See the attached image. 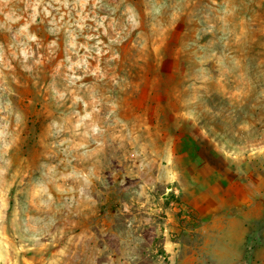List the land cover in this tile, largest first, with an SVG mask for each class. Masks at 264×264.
Masks as SVG:
<instances>
[{
  "label": "rangeland",
  "instance_id": "1",
  "mask_svg": "<svg viewBox=\"0 0 264 264\" xmlns=\"http://www.w3.org/2000/svg\"><path fill=\"white\" fill-rule=\"evenodd\" d=\"M235 263L264 264V0H0V264Z\"/></svg>",
  "mask_w": 264,
  "mask_h": 264
},
{
  "label": "crops",
  "instance_id": "2",
  "mask_svg": "<svg viewBox=\"0 0 264 264\" xmlns=\"http://www.w3.org/2000/svg\"><path fill=\"white\" fill-rule=\"evenodd\" d=\"M245 180H246V182H245ZM245 180H244L245 184L248 185L250 183V181L248 180V178H246ZM236 222H237V220H236ZM226 227L228 228L227 231H229V232H232L230 229H238L236 226H234L232 224L230 226H226ZM238 252L239 251H237V250H235V249H233L231 247H226L223 250H221V255L220 256L222 257V259L223 258H227V259H230V260L233 259L232 261L236 262L238 257L241 256V254H239Z\"/></svg>",
  "mask_w": 264,
  "mask_h": 264
}]
</instances>
